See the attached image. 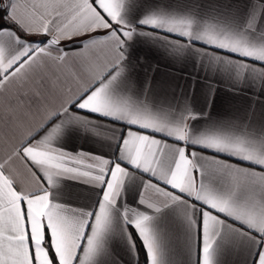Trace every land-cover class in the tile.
<instances>
[{
  "label": "snow or ice",
  "instance_id": "6c2138e0",
  "mask_svg": "<svg viewBox=\"0 0 264 264\" xmlns=\"http://www.w3.org/2000/svg\"><path fill=\"white\" fill-rule=\"evenodd\" d=\"M0 12V264H264V109L213 120L129 75L144 38L232 91L264 87V0H0ZM74 128L115 155L69 151Z\"/></svg>",
  "mask_w": 264,
  "mask_h": 264
},
{
  "label": "crops",
  "instance_id": "0c3cea01",
  "mask_svg": "<svg viewBox=\"0 0 264 264\" xmlns=\"http://www.w3.org/2000/svg\"><path fill=\"white\" fill-rule=\"evenodd\" d=\"M3 22V16L0 15V24ZM129 59V75L137 87L150 79L158 92L177 96L186 93L194 98L193 106L206 111L213 120L242 116L252 104H255L257 113L264 109V87L247 84L240 87L238 91H232L231 83L224 82L219 76H210L205 73L202 67L196 66L194 59L174 61L162 49L144 38L131 43ZM210 83L214 87V94L211 96L209 105L207 101ZM199 123L202 124L204 121L201 120ZM63 139L64 146L73 152L83 150L115 155L117 151L115 145L79 128L68 132ZM66 184L74 202L81 205L92 203V200L88 199L92 195L88 186L71 181ZM134 192L135 189L126 192L129 202H133Z\"/></svg>",
  "mask_w": 264,
  "mask_h": 264
},
{
  "label": "trees",
  "instance_id": "16d2710c",
  "mask_svg": "<svg viewBox=\"0 0 264 264\" xmlns=\"http://www.w3.org/2000/svg\"><path fill=\"white\" fill-rule=\"evenodd\" d=\"M0 15L3 16L4 13L0 12ZM3 26H10V25H8L6 22H3V23L0 24V27H3Z\"/></svg>",
  "mask_w": 264,
  "mask_h": 264
}]
</instances>
